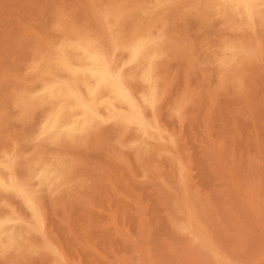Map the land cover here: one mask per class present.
<instances>
[{
    "label": "rangeland",
    "instance_id": "1",
    "mask_svg": "<svg viewBox=\"0 0 264 264\" xmlns=\"http://www.w3.org/2000/svg\"><path fill=\"white\" fill-rule=\"evenodd\" d=\"M176 1L166 3L170 13L163 11L167 16L177 11L174 17L167 20L162 13L165 18L161 14L151 29L161 45L151 105L140 103L145 85L127 82L150 127L149 145L142 149L137 126L121 129L111 119L98 123L90 137L79 138L81 143L67 140L57 148L41 128L49 106L38 98L48 77L32 67L58 49L72 30L104 38L117 14L125 16L154 0H0V171L8 182L0 188V216L21 222L24 231L20 248L0 249V264H264V25L247 30L248 25H237L235 19L209 15L203 7L206 0H186L187 7L185 0ZM123 27L133 31L129 21ZM227 41L246 44L243 63L228 64V74L218 63L219 49ZM126 55L118 52L113 64L125 73ZM48 157L50 162L58 158L73 174L67 187L36 189L34 196L28 195L36 200L37 212L18 183L38 188L28 170Z\"/></svg>",
    "mask_w": 264,
    "mask_h": 264
},
{
    "label": "bare ground",
    "instance_id": "2",
    "mask_svg": "<svg viewBox=\"0 0 264 264\" xmlns=\"http://www.w3.org/2000/svg\"><path fill=\"white\" fill-rule=\"evenodd\" d=\"M172 2L176 1L173 0ZM180 1V0H179ZM183 1V0H181ZM180 1V2H181ZM190 1V0H189ZM194 1V0H192ZM199 1V0H198ZM201 1V0H200ZM199 1V2H200ZM138 2V1H137ZM148 2V1H147ZM146 2V3H147ZM168 0H154V2L150 5H145L142 6L140 9H136L127 15H121L117 14L115 16V24L114 25H109V28L107 27L106 24V29L108 28L106 37L100 38L97 35L94 37L93 35H88L82 32L80 29L79 30H71L73 32L69 33L68 36L64 37V40L60 42V46L58 49H56L51 55H47V57L41 58V60L38 62L36 65L37 67L32 69H40L43 71V75H46L48 77L47 79H43V87H42V92L39 94V98L41 102H44L49 106V113L47 115V118L44 122L43 127V133L45 135V138L49 139L50 141H53L59 145L60 143L68 141H75L79 138H82L83 136L89 134L94 127L97 126L98 123L103 121L104 119H111L114 122H117L118 125H120L121 129H129L132 126H137L138 127V139H139V147L142 149L147 148L149 145V138L151 137V132L149 131L148 127V121L147 124L145 123L144 119V114L140 110L139 104L134 100L133 94H131L130 89L127 86L128 81H138L139 83L141 82L143 85H145L143 92H142V100L140 98V103H144V105L148 106L151 105L154 96H156V85L157 81V66H156V59L157 57H160L159 55V47L161 45L158 43L160 39L157 41L153 38L151 29L154 26V24L159 20L160 15L163 13V11L167 8L166 3ZM177 2V1H176ZM175 2V3H176ZM186 0L184 5H186ZM195 2V1H194ZM140 3V2H139ZM127 4V3H125ZM136 4V3H135ZM169 4V3H168ZM178 4H180L178 2ZM178 4L176 6H178ZM201 4V3H200ZM206 5H203L206 9V12L210 14H217L221 15L220 17H226L230 18L231 21L232 19H235L237 25L240 26H247L246 28L248 29H254L256 28V23H260L264 25V0H206ZM198 5V4H197ZM172 6V5H171ZM174 6V7H176ZM181 6V5H180ZM189 6L188 3L185 7ZM191 6V5H190ZM197 7V6H196ZM200 7V6H199ZM195 8V7H194ZM131 9V8H130ZM170 9V8H169ZM172 9V8H171ZM176 9V8H175ZM203 9V8H202ZM167 10V9H166ZM177 10V9H176ZM113 11V10H112ZM109 12V11H108ZM165 12V11H164ZM168 13H170L167 10ZM166 12V13H167ZM175 12V11H174ZM177 12V11H176ZM175 12V13H176ZM201 12V14L199 13ZM110 13V12H109ZM166 13H163L166 15ZM172 13V16L173 14ZM200 17L203 13L202 10L198 11ZM64 14V13H63ZM102 14V13H101ZM162 14V15H163ZM163 15V18L165 16ZM59 16H61L59 14ZM65 15H63L64 17ZM67 16V15H66ZM96 16V15H95ZM169 16V14H168ZM166 15V17H168ZM172 16H169L170 18L167 20H170ZM206 16V15H205ZM216 16V17H217ZM68 17V16H67ZM104 17V16H103ZM174 17V16H173ZM172 17V18H173ZM62 18V17H60ZM94 18V17H93ZM102 18L99 16V19ZM201 18V17H200ZM207 18V17H204ZM210 19L212 17H209ZM69 19V18H68ZM64 17V20H67ZM57 20V19H56ZM62 20V19H59ZM107 20V19H106ZM161 20L162 17H161ZM166 20V19H165ZM205 20V19H203ZM208 20V19H206ZM58 21V20H57ZM95 21V20H94ZM129 21L131 24V27L133 28V31L131 33H128L125 31L123 24ZM164 21V20H163ZM230 21V20H229ZM66 22V21H64ZM98 22V21H97ZM105 22V21H104ZM108 23V21H106ZM111 22V21H110ZM234 22V23H235ZM59 21L57 22V24ZM69 23V22H68ZM103 23V21H102ZM166 23V22H165ZM169 23V22H168ZM227 23V22H226ZM232 23V22H231ZM230 23V24H231ZM233 23V24H234ZM56 24V25H57ZM64 24V23H63ZM71 24L69 27H71ZM76 24H73L76 27ZM111 24V23H110ZM167 24V23H166ZM229 24V25H230ZM61 25V22H60ZM66 25V23H65ZM80 25V24H79ZM98 25V24H97ZM103 25H105L103 23ZM224 25V23H223ZM227 25V24H226ZM235 25V24H234ZM255 27H254V26ZM73 26V27H74ZM84 26V25H83ZM82 26V27H83ZM87 26V25H86ZM233 26V25H232ZM253 26V27H252ZM58 27V26H54ZM60 27V26H59ZM64 27V26H63ZM62 27V28H63ZM72 27V28H73ZM81 27V28H82ZM94 27V26H93ZM99 27V25H98ZM168 28L170 26H167ZM229 27V26H228ZM61 28V27H60ZM68 28V25L66 29ZM77 28V27H76ZM79 28V27H78ZM77 28V29H78ZM87 28V27H86ZM104 28V31H105ZM126 28V26H125ZM129 28V27H128ZM166 28V26H164ZM238 28V27H237ZM57 29V28H55ZM65 29V30H66ZM69 29V28H68ZM67 29V32L69 31ZM74 29V28H73ZM89 29V27H88ZM127 29V28H126ZM244 29V28H243ZM64 30V29H63ZM92 30V29H91ZM95 30V28H94ZM92 30L94 33L95 31ZM173 30V29H172ZM236 30V29H235ZM245 30V29H244ZM243 30V31H244ZM258 30V29H257ZM62 32L61 30H59ZM90 31V33L92 32ZM105 31V32H106ZM129 31V30H128ZM169 31V30H168ZM66 32V31H65ZM63 31V33L65 34ZM99 32V31H97ZM130 32V31H129ZM242 32V31H241ZM245 32V31H244ZM254 32V31H253ZM252 32V33H253ZM87 33V32H86ZM162 33V31H161ZM168 33V32H167ZM240 33V32H239ZM255 33V32H254ZM63 34V35H64ZM172 34V33H171ZM175 34V33H173ZM256 34V33H255ZM254 34V35H255ZM66 35V34H65ZM99 35V34H98ZM249 35V33H248ZM158 37V36H157ZM162 38V36L160 35ZM165 37V36H163ZM172 37V36H171ZM239 37V35H238ZM237 37V38H238ZM257 37V34L256 36ZM57 38V37H56ZM59 38V37H58ZM159 38V37H158ZM235 38V37H234ZM243 38V37H241ZM250 38V37H249ZM163 39V38H162ZM168 39L170 37L168 36ZM180 39V41H179ZM167 40V39H166ZM165 40V41H166ZM252 41V39H250ZM49 41V40H48ZM47 41V42H48ZM54 41V40H53ZM171 39L170 45L172 43H175L177 41H174ZM237 41V40H236ZM236 41H233L232 43H224V46L220 48V44H222V41L220 42L219 46V53H220V59L218 60L220 63V66L226 68L225 73L228 74L229 69L227 68L228 64H239L243 61L245 58V52H244V46L246 47V44L243 46L242 43H236ZM239 41V40H238ZM242 41V40H241ZM245 41V40H244ZM249 41V42H251ZM164 43L163 41H161ZM167 42V41H166ZM165 42V43H166ZM178 42H182L181 38L178 37ZM178 42L175 44L177 46ZM225 42V41H224ZM243 42V41H242ZM246 42V41H245ZM248 42V43H249ZM258 42V41H257ZM256 42V45H258ZM51 43V42H50ZM161 43V44H162ZM49 44V43H48ZM160 46H159V45ZM183 44V42H182ZM250 44H255L251 42ZM54 45V44H52ZM163 45V44H162ZM249 45V44H247ZM251 45V46H252ZM255 45V46H256ZM49 46V45H47ZM55 46V45H54ZM167 46V45H166ZM222 46V45H221ZM53 47V46H52ZM180 48V46H178ZM248 47V46H247ZM253 47V46H252ZM258 47V46H257ZM256 47V48H257ZM163 48V47H162ZM161 48V49H162ZM184 48V47H183ZM182 48V50H183ZM254 48V47H253ZM42 49V47H41ZM53 49V48H52ZM173 50V48L171 47ZM177 49V48H176ZM164 50V48H163ZM166 50V49H165ZM180 50V49H179ZM218 50V48H217ZM168 51V50H167ZM166 51V52H167ZM213 51V49H212ZM260 51V50H259ZM118 52H125L128 56V59L126 62L129 64V69L125 72L118 71L113 64H117V60L115 59V55ZM184 52V50H183ZM188 52V51H187ZM257 52V50L255 51ZM50 53V52H48ZM173 53V52H172ZM190 53V52H189ZM215 53V52H214ZM259 52H257L258 54ZM45 54V53H44ZM163 54V53H162ZM218 54V53H217ZM251 54L253 55L252 51ZM190 55V54H189ZM219 55V54H218ZM122 56V54H121ZM163 56V55H162ZM217 56V55H215ZM248 56V55H247ZM117 57V56H116ZM169 57V56H168ZM251 58V57H250ZM255 58V57H254ZM257 58V57H256ZM159 59V58H158ZM157 59V60H158ZM164 59H166L164 57ZM116 60V61H115ZM120 60V59H119ZM163 60V59H162ZM37 61V60H36ZM253 61V60H252ZM35 62V61H34ZM34 62H32L34 64ZM213 62V61H212ZM251 62V61H250ZM31 63V65H33ZM121 63V62H120ZM164 63V62H163ZM243 63V62H242ZM124 64V62H123ZM122 64V65H123ZM217 64V61H216ZM163 65V64H162ZM245 65V63H244ZM253 65V64H252ZM219 66V65H218ZM234 66V65H232ZM240 66V64H239ZM159 67H161L159 65ZM230 69L232 70V67L229 66ZM251 67V66H250ZM222 68V70L224 69ZM245 68V67H244ZM248 68V67H247ZM228 69V70H227ZM234 69V68H233ZM237 69V68H236ZM241 70L242 69L241 67ZM246 71L249 70L245 69ZM244 70V72H246ZM40 71V73H41ZM159 71V69H158ZM221 71V70H219ZM237 72L239 69L236 70ZM241 72V71H239ZM29 73V72H28ZM32 73V71H31ZM235 73V72H234ZM241 74H243L241 72ZM42 75V74H41ZM40 75V76H41ZM220 75V74H219ZM224 75V74H223ZM231 75V74H230ZM35 76V75H33ZM38 76V75H37ZM227 77L226 75H224ZM229 76V75H228ZM232 76V75H231ZM235 76V75H234ZM238 76V75H237ZM241 76V75H240ZM45 77V78H46ZM161 77V76H160ZM219 77V76H218ZM242 77V76H241ZM240 77V78H241ZM34 78V77H32ZM40 78V77H39ZM223 78V77H222ZM229 78V77H228ZM239 78V77H238ZM239 78V79H240ZM38 79V78H37ZM41 79V78H40ZM159 79V78H158ZM237 79V77H236ZM36 80V79H35ZM220 80V79H219ZM232 80V79H231ZM235 80V79H234ZM221 81V80H220ZM230 81V78H229ZM237 81V80H236ZM37 82V81H36ZM39 82V81H38ZM37 82V83H38ZM243 82V81H240ZM130 83V82H129ZM133 83V82H132ZM130 83V84H132ZM136 83V82H135ZM159 83V82H158ZM233 83V82H232ZM141 84V86H142ZM221 84V83H220ZM228 84V82H227ZM235 84V83H234ZM241 84V83H239ZM239 84L237 86H239ZM140 85V84H138ZM40 86V85H39ZM135 84L133 83V87ZM162 86V85H160ZM226 86V85H224ZM241 86V85H240ZM32 88V86H31ZM135 88V87H134ZM139 90L141 89L138 86ZM160 88V87H159ZM136 89V88H135ZM165 89V88H164ZM138 90V89H137ZM136 90V91H137ZM162 90V88H161ZM30 91V90H29ZM29 91L27 90L28 94L30 95ZM40 91V90H39ZM31 92V91H30ZM140 92V91H138ZM158 92V90H157ZM32 93V92H31ZM37 93V92H36ZM139 94V93H138ZM165 94V93H164ZM33 95V93H32ZM35 95V93H34ZM33 95V96H34ZM161 95V93H160ZM19 96V95H18ZM17 96V99H18ZM159 96V94H158ZM162 96V95H161ZM160 96V97H161ZM25 95L23 96V98ZM31 97V96H30ZM29 97V98H30ZM20 98V96H19ZM28 98V96L26 97ZM156 98V97H155ZM159 98V97H158ZM157 98V99H158ZM25 99V98H24ZM37 99V98H36ZM157 99L155 101H157ZM26 100V99H25ZM24 100V101H25ZM31 100V99H30ZM29 101V100H28ZM32 101V100H31ZM18 102V100H17ZM30 102V101H29ZM35 102V100H34ZM37 102V101H36ZM158 102V101H157ZM27 103V101H26ZM40 103V102H39ZM142 103V104H143ZM16 104V103H15ZM19 104V103H18ZM17 104V105H18ZM21 104V103H20ZM19 104V105H20ZM22 104H24L22 102ZM35 104V103H34ZM32 105V104H31ZM43 105V103H42ZM39 106V105H38ZM44 106V105H43ZM142 106V105H141ZM18 107V106H17ZM24 106L22 105V108ZM26 107V106H25ZM35 108V105L33 106ZM144 107V106H143ZM142 107V108H143ZM150 107V106H149ZM148 107V109H149ZM153 107V106H152ZM158 107V106H157ZM20 108V107H19ZM45 107H43L44 109ZM27 109V108H26ZM30 109V106H29ZM33 109V108H32ZM31 109V110H32ZM22 110V109H21ZM25 110V109H24ZM47 110V109H45ZM145 110V108H144ZM157 110V109H156ZM30 111V110H29ZM27 113V111H24ZM34 112V111H33ZM44 112V110H43ZM147 112V110H146ZM29 114V113H28ZM32 114V113H30ZM29 114V115H30ZM46 112L44 113L45 116ZM153 114V113H152ZM26 114V117L29 116ZM40 115V114H39ZM24 117V116H23ZM31 117V115H30ZM151 118V116H149ZM44 118V117H43ZM148 118V119H150ZM152 119V118H151ZM154 120V119H153ZM42 122V121H41ZM43 123V122H42ZM41 124V123H40ZM155 124V123H154ZM160 125V124H159ZM40 126V125H39ZM150 126V125H149ZM118 127V126H117ZM97 128V127H96ZM95 128V129H96ZM154 129V127H152ZM119 129V128H118ZM152 129V130H153ZM41 131V129H40ZM94 131V130H93ZM124 131V130H123ZM153 131H156L155 129ZM159 131V130H158ZM38 132V131H37ZM122 132V131H121ZM125 132V131H124ZM31 133V132H30ZM40 133V132H39ZM93 133V132H92ZM130 133V132H129ZM41 134V133H40ZM127 134V133H126ZM91 133L89 134L90 137ZM39 136V135H38ZM88 136V135H87ZM126 136V135H125ZM34 139L36 136H33ZM41 139V137H40ZM43 139V138H42ZM47 139L45 142H47ZM85 139V138H84ZM135 139V138H134ZM86 140V139H85ZM31 141V140H30ZM84 141V140H83ZM122 141V140H121ZM125 141V139H124ZM29 142V141H28ZM80 142V139H79ZM133 144V141H131ZM136 142V141H135ZM32 143V141H31ZM39 143V142H38ZM67 143V142H66ZM75 143V142H74ZM81 143V142H80ZM125 143V142H124ZM41 144V143H40ZM79 144V143H77ZM151 144H153L151 142ZM29 145V144H28ZM33 145V144H32ZM48 145V144H46ZM76 145V143H75ZM50 144L48 145V147ZM54 146V143H53ZM56 146V145H55ZM66 146V145H65ZM36 147V145H35ZM40 149V146H38ZM36 147V148H38ZM42 147V146H41ZM50 148V147H49ZM63 148V147H62ZM66 148V147H65ZM35 149V148H34ZM42 150V148H41ZM48 150V149H47ZM153 150V149H152ZM11 151V149H10ZM30 151V150H29ZM37 151V150H36ZM60 151V150H58ZM141 152V150H138ZM151 151V148H150ZM28 152V150L26 151ZM47 152V151H46ZM52 152V151H51ZM54 151V155H55ZM63 152V151H62ZM149 152V151H148ZM23 153V152H22ZM45 153V152H44ZM70 153V152H69ZM139 153V152H138ZM33 154V153H32ZM35 154V151H34ZM59 154V152H58ZM61 154V151H60ZM141 154V153H140ZM24 155V154H23ZM31 155V154H30ZM43 152H42V157H43ZM47 155V154H46ZM53 155V156H54ZM2 156V155H0ZM22 156V154H21ZM35 155H33L34 157ZM48 156V155H47ZM51 156V154H49ZM52 156V157H53ZM148 156V155H147ZM4 157V156H3ZM32 157V156H31ZM46 157V156H45ZM51 157V158H52ZM56 157V156H55ZM59 157V156H58ZM23 158V156H22ZM21 158V159H22ZM40 158V157H39ZM54 158V157H53ZM65 158V156H64ZM67 158V157H66ZM65 158V159H66ZM75 158V157H74ZM26 159H30L29 156ZM35 159V158H34ZM38 159V158H37ZM44 159V157H43ZM40 160L38 159L37 166H32L30 165L31 169L29 168V175H31V180L32 182L35 180L38 188H35L31 184H26V180L24 181L25 184L18 183V186H20L25 194V198L28 200L29 205L36 210L37 208V202L35 203L36 208L34 207L33 201L36 200H31L28 195L31 197V195L34 196L36 189H49V190H54L57 186H61L64 184H68L72 177V172L70 169H68L66 166H64L63 162L58 161L59 159L57 158V161L55 162H50L49 157L48 159L45 160ZM64 159V160H65ZM5 160V159H4ZM3 160V161H4ZM25 160V159H24ZM55 160V158H54ZM62 160V159H61ZM73 160V158H72ZM30 161V160H29ZM33 161V159H32ZM49 161V162H48ZM2 162V161H0ZM6 162V161H5ZM4 162V164H5ZM16 163V161H14ZM27 162V160H26ZM69 163V160L67 161ZM24 163V162H23ZM22 163V164H23ZM32 163V162H31ZM66 163V161H65ZM17 164V163H16ZM34 164V163H33ZM35 165V164H34ZM66 165V164H65ZM21 166V165H20ZM25 166V165H24ZM28 166V162L26 164V168ZM16 168L18 167L15 166ZM23 167V165H22ZM1 168V167H0ZM15 168V170H16ZM21 169V168H20ZM24 169V167L22 168ZM77 168L75 167V170ZM3 171V169H2ZM0 171V188L1 187H8V182L5 179L4 172L2 173ZM18 171V170H17ZM20 171V170H19ZM183 171V170H182ZM26 172V170H25ZM20 173V172H19ZM18 173V174H19ZM23 174V173H22ZM181 174V173H180ZM6 175V173H5ZM8 175V174H7ZM10 175V174H9ZM25 175V173H24ZM78 175V174H77ZM183 175H185L183 173ZM19 176V175H18ZM22 176V175H21ZM180 176V175H179ZM182 176V174H181ZM8 177V176H7ZM24 177V176H23ZM20 177H17V179ZM27 178V176H26ZM9 179V178H8ZM22 179V177H21ZM74 179V178H73ZM76 179V178H75ZM184 180V179H183ZM18 181V180H17ZM23 181V180H22ZM29 181V180H27ZM77 181V179L75 180ZM19 182V181H18ZM30 182V181H29ZM34 183V182H33ZM67 184L65 187H67ZM186 187V185H184ZM19 188V189H21ZM62 188H64L62 186ZM61 188V189H62ZM57 189V188H56ZM48 190V191H49ZM60 191V187H59ZM1 192V190H0ZM42 192V191H40ZM58 192V190H57ZM188 192V191H187ZM38 193V192H37ZM44 193V192H43ZM47 193V191H46ZM50 193V192H49ZM186 193V192H185ZM42 194V193H41ZM5 195V193H4ZM9 193L6 195L8 196ZM16 195V193H15ZM19 195V194H18ZM38 195V194H37ZM36 195V196H37ZM185 195V194H184ZM190 195V194H189ZM32 196V197H33ZM42 196V195H41ZM191 196V195H190ZM10 197V195H9ZM184 197V196H183ZM4 198V197H3ZM16 198V197H15ZM23 198V197H21ZM20 198V199H21ZM190 198V197H189ZM188 198V199H189ZM18 199V198H17ZM33 199V198H32ZM42 198L40 197V200ZM186 199V198H184ZM192 199V197H191ZM39 200V201H40ZM190 200V199H189ZM21 201H23L21 199ZM175 201V200H174ZM183 201V199H181ZM195 202V201H194ZM194 202H192V208L194 205ZM41 203V202H40ZM188 203V202H186ZM1 204V203H0ZM178 204V203H177ZM187 205V204H186ZM190 205V201H189ZM8 206V205H7ZM41 207V205H39ZM179 206V205H178ZM39 207V208H40ZM185 207H188L185 206ZM195 207V205H194ZM2 208V207H1ZM25 208V205H24ZM178 208V207H176ZM196 208V207H195ZM3 209V208H2ZM38 209V208H37ZM41 209V208H40ZM179 209V208H178ZM188 209H190L188 207ZM15 210V209H13ZM194 211V209H192ZM197 209H195L196 213ZM9 212V211H8ZM19 212V211H18ZM42 212V211H41ZM5 213V212H4ZM11 213V211H10ZM12 213H14L12 211ZM21 213V212H20ZM26 213V212H25ZM33 213V212H32ZM44 213V212H43ZM42 213V214H43ZM186 213V211H185ZM188 213V212H187ZM27 214V213H26ZM191 213H189L190 215ZM194 214V213H193ZM2 215H4L2 213ZM11 215V214H10ZM22 215V214H21ZM40 215V211H39ZM188 216V214H186ZM196 215V214H195ZM30 216V215H29ZM198 218L199 216L196 215ZM14 217V216H13ZM34 217V216H33ZM192 217V216H190ZM196 217V219H197ZM12 218V217H11ZM9 219L8 216L7 218L0 216V249L2 248L3 250L5 248L11 249V250H17L20 248L21 242L24 237V231L20 225V223L17 220ZM31 218V217H30ZM43 218V216H42ZM200 218H202L200 216ZM193 219V218H192ZM195 219V221H196ZM24 220V219H23ZM35 220V218H34ZM185 220V219H183ZM180 221V220H179ZM31 222V221H30ZM45 222V221H44ZM178 222V220H177ZM181 222V221H180ZM178 222V223H180ZM199 222V221H198ZM183 223V222H182ZM201 223V222H199ZM24 224V223H23ZM29 224V223H28ZM37 224V223H36ZM45 224V223H44ZM43 224V225H44ZM187 224V222L185 223ZM189 226H192V223ZM186 225V227L188 226ZM197 224V221H196ZM40 225V224H38ZM42 225V224H41ZM194 225V223H193ZM31 226V225H30ZM184 226V225H183ZM185 227V230H186ZM194 227V226H193ZM196 227V226H195ZM184 228V227H183ZM25 229V228H24ZM38 230V229H37ZM194 231V228H192ZM201 230V229H200ZM204 230V228H203ZM190 231V230H189ZM199 231V230H197ZM188 231H186L187 233ZM205 232V230H204ZM31 233V232H30ZM46 233V232H45ZM35 234V233H34ZM191 234V233H189ZM197 234V233H196ZM198 236L201 237L200 231L198 232ZM207 234V233H206ZM26 235V234H25ZM30 235V234H29ZM203 235V234H202ZM32 236V235H31ZM197 236V237H198ZM207 236V235H206ZM28 237V235H27ZM34 237V235H33ZM46 237V236H45ZM195 238V237H194ZM204 238V237H203ZM209 238V237H207ZM28 239V238H27ZM49 238H47L48 240ZM201 239V238H200ZM206 239V238H204ZM211 239V238H210ZM31 240V239H30ZM203 240V239H202ZM35 241V240H34ZM49 241V240H48ZM198 241V240H197ZM204 241V240H203ZM208 241V239L206 240ZM36 242V241H35ZM43 242V241H42ZM40 242V243H42ZM50 242V241H49ZM214 244V241L213 243ZM28 245V244H27ZM47 245V244H46ZM202 245V244H201ZM22 249V248H21ZM33 249V248H32ZM26 251V250H25ZM19 252V251H18ZM29 252V251H28ZM32 252V251H31ZM211 252V251H210ZM2 254V253H1ZM208 254V251H207ZM21 259V258H20ZM208 259V258H207ZM216 261V259H215ZM208 262V260H207ZM213 263V262H212ZM211 263V264H212ZM221 263V262H220Z\"/></svg>",
    "mask_w": 264,
    "mask_h": 264
}]
</instances>
